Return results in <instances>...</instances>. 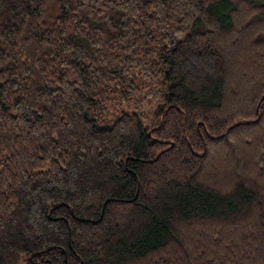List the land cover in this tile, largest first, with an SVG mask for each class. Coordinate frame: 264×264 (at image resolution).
<instances>
[{"label": "trees", "instance_id": "1", "mask_svg": "<svg viewBox=\"0 0 264 264\" xmlns=\"http://www.w3.org/2000/svg\"><path fill=\"white\" fill-rule=\"evenodd\" d=\"M0 264H264V3L0 0Z\"/></svg>", "mask_w": 264, "mask_h": 264}, {"label": "rangeland", "instance_id": "2", "mask_svg": "<svg viewBox=\"0 0 264 264\" xmlns=\"http://www.w3.org/2000/svg\"><path fill=\"white\" fill-rule=\"evenodd\" d=\"M256 3H264V0H253Z\"/></svg>", "mask_w": 264, "mask_h": 264}]
</instances>
